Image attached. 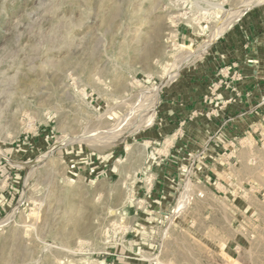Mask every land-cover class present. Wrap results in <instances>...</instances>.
<instances>
[{"label":"rangeland","instance_id":"rangeland-1","mask_svg":"<svg viewBox=\"0 0 264 264\" xmlns=\"http://www.w3.org/2000/svg\"><path fill=\"white\" fill-rule=\"evenodd\" d=\"M244 1L0 0V264H264V139L211 155L160 117L220 37L264 24L261 3L163 84Z\"/></svg>","mask_w":264,"mask_h":264},{"label":"crops","instance_id":"crops-1","mask_svg":"<svg viewBox=\"0 0 264 264\" xmlns=\"http://www.w3.org/2000/svg\"><path fill=\"white\" fill-rule=\"evenodd\" d=\"M162 97L161 118L196 128L192 134L176 132L173 145L189 136L204 139L213 155L242 135L263 140L264 24L258 14L220 37L205 61L183 73Z\"/></svg>","mask_w":264,"mask_h":264},{"label":"bare ground","instance_id":"bare-ground-1","mask_svg":"<svg viewBox=\"0 0 264 264\" xmlns=\"http://www.w3.org/2000/svg\"><path fill=\"white\" fill-rule=\"evenodd\" d=\"M261 3H264V0H246L241 5H238L239 7H237L232 12H228L227 14H224V18L214 27V29L212 30L208 40L201 47H199L194 52L186 53L185 55H183L182 58H177V60L174 61L171 71L164 77L163 84L166 81L172 80L176 76L178 70H180L183 66L195 61L197 58H200L203 54H205L207 49L211 46V44H213L223 33H225L248 9L252 8L255 5L261 4ZM113 13H114V11L110 12V16L113 15ZM179 48L180 47H177V50ZM178 52H180V51L178 50ZM159 89L160 88H157L156 91L152 94L151 98L149 99L150 103L148 102V104H149L148 113L145 114V116L143 117V120L139 124L138 123L135 124L134 129L131 130V131H136V130L139 131V130L143 129L144 127L150 126L153 123L154 117H155V108H156V106H157V104L159 102V94H158ZM144 98H146V95H145ZM119 129L120 128H118L116 130H119ZM110 131H112V130L110 129ZM121 131L122 130H120V132ZM118 133L119 132L113 134L114 138L110 139L109 144H116V143L124 140L125 137L127 136V134L129 133V131H127V132L123 131L120 134H118ZM110 134H112V133L106 134V137L109 135V138H110ZM106 137L104 135H102V134H97L92 139L94 141H105L106 142L109 139V138L107 139ZM79 139H86L87 140V137H84V138L83 137L73 138V139H70L68 141L62 142L61 144H63V145L66 144V143L69 144V143H72V142H74L76 140H79ZM88 142H90V141H88ZM92 143H93V141H92ZM92 143H90V144L92 145ZM61 144H59V146ZM0 156H3V155L0 153ZM17 165L25 167L26 169H28L31 166L30 164L29 165H27V164H17ZM186 189H188V188H186ZM182 198L184 199V197H182ZM178 205H180V204H178ZM17 207L10 213V215L8 216L9 218L12 216V214L17 209ZM112 212H114V210ZM179 212H180V209H179ZM176 213H178V212H176ZM3 221H6V218ZM74 222H75V220H74Z\"/></svg>","mask_w":264,"mask_h":264},{"label":"built area","instance_id":"built-area-1","mask_svg":"<svg viewBox=\"0 0 264 264\" xmlns=\"http://www.w3.org/2000/svg\"><path fill=\"white\" fill-rule=\"evenodd\" d=\"M233 144V143H232Z\"/></svg>","mask_w":264,"mask_h":264}]
</instances>
